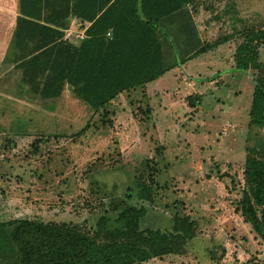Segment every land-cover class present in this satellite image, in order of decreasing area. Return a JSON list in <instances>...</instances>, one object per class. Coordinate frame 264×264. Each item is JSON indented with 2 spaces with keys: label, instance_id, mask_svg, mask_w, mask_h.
<instances>
[{
  "label": "rangeland",
  "instance_id": "374dc122",
  "mask_svg": "<svg viewBox=\"0 0 264 264\" xmlns=\"http://www.w3.org/2000/svg\"><path fill=\"white\" fill-rule=\"evenodd\" d=\"M189 10L158 24L164 66L175 69L147 86L149 93L161 88L150 97L145 88L123 93L105 115L65 88L56 100L26 93L25 103L4 114L26 133L0 136V222H72L91 232L103 215L114 227L110 203L122 201L145 208L141 230L170 232L176 214L197 223L183 254L142 264H264V244L233 205L244 188L246 156L264 153V128H249L248 118L257 72L233 69L241 33L264 29V0H205ZM212 43L218 46L189 59ZM258 52L264 63V45ZM5 74L4 87L15 85L19 73ZM13 93L21 99L15 86ZM188 96L200 104L189 107ZM136 179L151 202L139 197Z\"/></svg>",
  "mask_w": 264,
  "mask_h": 264
},
{
  "label": "trees",
  "instance_id": "16d2710c",
  "mask_svg": "<svg viewBox=\"0 0 264 264\" xmlns=\"http://www.w3.org/2000/svg\"><path fill=\"white\" fill-rule=\"evenodd\" d=\"M38 1L40 5L31 8L19 0L20 15L11 44L12 69L8 71L11 75L19 73L15 88L25 96L31 93L49 100L58 99L67 88L87 110L107 115L108 105L121 94L144 91L148 83L172 68L164 66L158 24L185 7L195 8L201 0ZM72 18L81 28L87 25L78 45L63 38ZM241 37L242 42L234 49L233 69L257 72L248 112L249 128H264V63L258 52L264 45V29H246ZM217 46L205 44L189 59ZM185 102L191 108L200 104L196 96H188ZM88 127L86 124L74 137ZM245 150L247 155L249 149ZM251 151L253 154L255 149ZM262 151L246 156L242 168L244 188L233 205L234 212L264 244ZM155 174L152 172L149 179ZM136 183L139 197L151 202L150 190L141 187V179ZM110 205L117 213L114 227H109L108 217L103 215L91 232L80 230L72 222H0V264H142L183 254L196 235L197 223L187 214L173 216L170 232L141 230L145 208L122 201Z\"/></svg>",
  "mask_w": 264,
  "mask_h": 264
},
{
  "label": "crops",
  "instance_id": "0c3cea01",
  "mask_svg": "<svg viewBox=\"0 0 264 264\" xmlns=\"http://www.w3.org/2000/svg\"><path fill=\"white\" fill-rule=\"evenodd\" d=\"M205 0H201L197 6L201 5L202 2H204ZM51 2L56 3V0H52ZM25 5L26 7H31L34 8L35 6H39V1L38 0H24V2H22V5ZM196 6V7H197ZM191 9V6L189 7H185L184 9H182L181 11L173 14V15H178L180 14L182 11H186ZM33 11V10H32ZM190 11V10H189ZM19 0H0V70L4 69L3 72H0V114H1V118H7L5 120H0V124H4V128L3 130H1L2 132L0 133L1 135H11L13 136L14 134L20 135L23 133H26V129L24 126H18L15 127L13 124V120L11 117H7L4 116V114L7 113H12L14 112V107L13 105L15 103H25L27 97L25 95L22 94L21 99L18 98V96L13 93L14 92V86L11 81H9L8 86L4 87V84L8 81L7 80V75L5 74L6 71H9L10 69H12V52H13V48H12V38H13V34L15 31V27H16V20L17 17L19 16ZM171 15V16H173ZM193 16V15H192ZM194 18V16H193ZM68 27L67 29H65L64 32V36L63 38H65L66 36L69 37L70 39L74 40L75 36L77 34H81L83 33L84 35V28L87 26L85 25L84 28L80 27V24L78 23V21L74 18H72L69 23H68ZM79 41H75L73 42V44L78 45ZM8 62L6 65H3V63ZM172 68L169 69L170 71H173L175 68L172 65H169ZM168 70V71H169ZM169 71V72H170ZM167 72V71H166ZM6 75V76H5ZM163 75L161 77H159L158 79H156L155 81L148 83L145 86V93L147 98L151 96V94L156 93L158 91L161 90V88H156L153 89L150 93L149 90L147 88V86L149 84H152L156 81H159L160 78H162ZM14 82V81H13ZM166 86L165 84H162L161 87ZM148 91V92H147ZM155 91V92H154ZM17 97V98H16ZM161 97V104L163 109L164 106L167 105L168 101H166L165 95H163L161 93L160 95ZM115 101V100H114ZM112 101L111 104L114 102ZM9 105V106H8ZM23 106V104H22ZM27 106V105H26ZM27 109V107L24 106V109ZM5 121V122H4ZM30 121V119L28 120ZM18 124V123H15ZM27 128V127H26ZM31 129V127H29ZM55 128V127H54ZM20 129H23L24 131L19 132ZM36 131H43V130H36ZM35 131V132H36ZM42 134H48L45 132H41ZM54 134H56L54 132Z\"/></svg>",
  "mask_w": 264,
  "mask_h": 264
},
{
  "label": "built area",
  "instance_id": "2783aa9c",
  "mask_svg": "<svg viewBox=\"0 0 264 264\" xmlns=\"http://www.w3.org/2000/svg\"><path fill=\"white\" fill-rule=\"evenodd\" d=\"M107 36H109V33H107ZM64 39L67 40V41H69L70 43H73L74 40H75V41L83 40V39H84V35H83V33H81V34H77V35L75 36V39H74V40L70 39V38L67 37V36H66Z\"/></svg>",
  "mask_w": 264,
  "mask_h": 264
}]
</instances>
